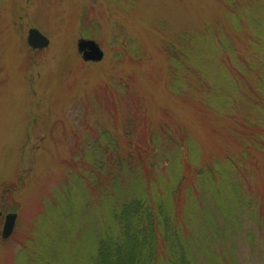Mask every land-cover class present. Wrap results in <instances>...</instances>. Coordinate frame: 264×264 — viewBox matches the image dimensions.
<instances>
[{"label":"rangeland","instance_id":"1","mask_svg":"<svg viewBox=\"0 0 264 264\" xmlns=\"http://www.w3.org/2000/svg\"><path fill=\"white\" fill-rule=\"evenodd\" d=\"M32 27L49 46L27 43ZM81 38L95 39L104 58L85 61ZM244 74L254 98L238 83ZM260 88L264 0H0V264H75L80 231L97 248L106 214L97 184L107 179L92 173L93 160L113 151L110 134L121 153L127 136L174 156L169 141H151L171 137L193 139L201 165L232 156L222 179L224 193L240 196L233 231L212 234L210 249L225 264H264ZM224 93L234 94L229 113L215 107ZM9 211L17 223L3 239ZM214 215L223 227L224 208Z\"/></svg>","mask_w":264,"mask_h":264},{"label":"trees","instance_id":"2","mask_svg":"<svg viewBox=\"0 0 264 264\" xmlns=\"http://www.w3.org/2000/svg\"><path fill=\"white\" fill-rule=\"evenodd\" d=\"M231 42L227 39L222 44L233 47ZM247 79L245 74L242 78L238 76V83L245 82L246 95L254 98L255 89ZM260 90L264 95V88ZM233 92L235 94L234 89ZM230 93L221 95L215 107L225 106L226 113L233 111L234 94ZM125 138L129 144L127 151H117L120 137L110 134L108 147L113 151L107 159L100 154V159L93 160L99 166L92 173L106 172L107 182L97 184L105 198V221L96 249L90 246L92 237L80 231L83 238L79 241L75 264H225L222 256L214 254L210 247L220 237L230 238L233 231L234 223H229L234 220L232 199L239 201L240 196L231 189L224 193L227 175L222 177L233 171L234 158L227 154L223 160L201 165L197 163L198 152L193 139L186 142L171 137L151 139L156 147L169 141L174 146L175 155L172 156V152L163 151L164 148L149 151L135 146L133 137ZM180 152H185L186 164L179 160ZM190 165L194 166L192 172L188 169ZM213 200L219 201V206L225 210L222 216L226 223L221 228L214 215L220 207L213 205ZM189 225L191 231H187ZM212 234L216 236L214 241L210 239ZM206 239L210 241L206 243Z\"/></svg>","mask_w":264,"mask_h":264},{"label":"water","instance_id":"3","mask_svg":"<svg viewBox=\"0 0 264 264\" xmlns=\"http://www.w3.org/2000/svg\"><path fill=\"white\" fill-rule=\"evenodd\" d=\"M28 42L33 48H44L49 46L50 39L39 28L32 27L28 31ZM78 51L81 52L83 58L88 61H100L104 58L105 52L100 44L91 38H81L78 41ZM17 220V213L10 212L6 216L3 227L2 236L8 238L14 231Z\"/></svg>","mask_w":264,"mask_h":264},{"label":"bare ground","instance_id":"4","mask_svg":"<svg viewBox=\"0 0 264 264\" xmlns=\"http://www.w3.org/2000/svg\"><path fill=\"white\" fill-rule=\"evenodd\" d=\"M10 212H16V211H9L8 213H10ZM8 213H7V214H8ZM16 213H17V212H16ZM7 214H6V216H7ZM6 216H5L4 224H5V221H6ZM17 217H18V213H17ZM16 223H17V220H16ZM15 226H16V224H15ZM3 227H4V225H3ZM14 230H15V228H14ZM2 231H3V229H2ZM13 232H14V231H13ZM12 234H13V233H12ZM12 234H11V235H12ZM1 235H2V234H1ZM11 235H10V236H11ZM10 236H9V237H10ZM9 237H8V238H9ZM2 238H3V239H8V238H4L3 236H2Z\"/></svg>","mask_w":264,"mask_h":264}]
</instances>
